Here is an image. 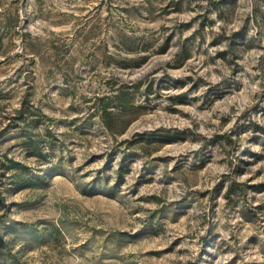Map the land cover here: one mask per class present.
Wrapping results in <instances>:
<instances>
[{
  "label": "rangeland",
  "instance_id": "rangeland-1",
  "mask_svg": "<svg viewBox=\"0 0 264 264\" xmlns=\"http://www.w3.org/2000/svg\"><path fill=\"white\" fill-rule=\"evenodd\" d=\"M0 264H264V0H0Z\"/></svg>",
  "mask_w": 264,
  "mask_h": 264
},
{
  "label": "trees",
  "instance_id": "trees-1",
  "mask_svg": "<svg viewBox=\"0 0 264 264\" xmlns=\"http://www.w3.org/2000/svg\"><path fill=\"white\" fill-rule=\"evenodd\" d=\"M103 110H105V109H103ZM105 112V111H104Z\"/></svg>",
  "mask_w": 264,
  "mask_h": 264
}]
</instances>
